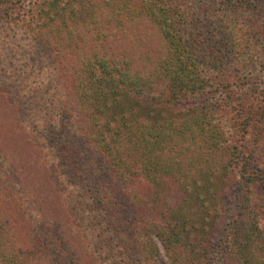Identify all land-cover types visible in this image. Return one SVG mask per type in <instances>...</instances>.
I'll return each mask as SVG.
<instances>
[{"label":"trees","instance_id":"trees-1","mask_svg":"<svg viewBox=\"0 0 264 264\" xmlns=\"http://www.w3.org/2000/svg\"><path fill=\"white\" fill-rule=\"evenodd\" d=\"M12 57L0 264H264V0H0Z\"/></svg>","mask_w":264,"mask_h":264},{"label":"rangeland","instance_id":"rangeland-1","mask_svg":"<svg viewBox=\"0 0 264 264\" xmlns=\"http://www.w3.org/2000/svg\"><path fill=\"white\" fill-rule=\"evenodd\" d=\"M94 1L95 2H98L99 1L100 2L101 0H94ZM130 1H131V4L136 5L138 0H130ZM14 57H12L13 59H11L14 63H10L12 66L11 65H6V66H3V67H0L1 72H4L2 74L3 77L1 79V83L3 82V84H1V87L4 90H9V92H10V96L8 97L9 99H13V100H16L17 101V100H20V97L21 98H25L26 96H29V92L26 93V94L24 93L23 96H20V95L19 96H16V94H12V89L14 88V86H9V83L11 82V80L8 78V75H7V72H6L5 69H6V67L9 68L11 70L12 76L14 78H18V80L16 81V84H17L18 81L21 79V77L27 73V71H23V67H24V62H27L28 60L25 57H21V59H20L21 61H20L18 59L16 60ZM29 59H30V57H29ZM2 62L5 64L6 63V59L5 60H2ZM10 87H11V89H9ZM167 89H168V83H166V84L165 83H162V84H160V85L157 86V89L154 91L153 95L156 96V98L159 99V101L160 100L161 101L166 100L169 97V92H168ZM17 90H19V87L17 88ZM1 105H2V101H0V110H2L1 109V107H2ZM159 110L160 111H163L164 110L167 118H180L183 115V112H184L182 109H179L176 106L172 108L170 106L169 102H166V101L164 103V107L163 106H159ZM1 114L2 113L0 112V116H1ZM110 114H111V112H108V115H110ZM25 136H26V139L24 140V139L21 138V134H17L16 133V138H13L12 139V142L15 143L16 146H17V148H18V152L14 156L16 158L15 161H14V166H16V164H17V165H19V167H22V168L16 170V172L19 173L20 170L21 171L24 170L27 173V181L29 182L28 184L32 188H34V190L35 189L39 190L37 193L35 192L37 195L36 196H33V197H37L38 199L41 196L42 197H45V199L47 201V204L50 205V209H52V208H58V209L59 208H62V206L57 205V204L50 203V200H47L48 197L46 198V195L48 193H50L52 190H51V188H50V190H49V188H46V189L43 188L42 189V187L39 186L40 185V182H41V179H42V176H41V171L39 170V168L37 167V165L33 161L34 159L32 157L28 158V155H26L25 158L23 157L24 148H26V146H29V144L31 145V142L29 141V137L27 135H25ZM34 157L39 160V157H38L37 154H35ZM232 182L233 181L231 179L226 182V187L228 186V188L226 190L227 191V194L233 188L232 187ZM45 186H47V185H45ZM39 193H40V195H39ZM177 195H179V194H175V192L171 193L169 195L168 201H173ZM34 206L40 208L39 205H34ZM192 206H193L194 213L197 214L199 212L198 211L197 204L196 203H193ZM34 210H35L34 208L31 209V211H34ZM63 213H65L64 210H61L60 213H59L60 214L59 216L60 217H63V216H61ZM192 217H194V216L192 215ZM61 224H63L62 221H61ZM72 227L71 226L68 227L69 230L73 231L72 230L73 229ZM60 228L62 229V225L60 226ZM74 230H75V228H74ZM155 242L158 245V248L160 250V253H162V247L160 246V244L158 243V241L156 239H155Z\"/></svg>","mask_w":264,"mask_h":264}]
</instances>
